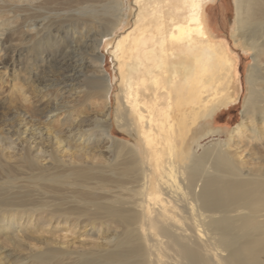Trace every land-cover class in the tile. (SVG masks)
Returning a JSON list of instances; mask_svg holds the SVG:
<instances>
[{
	"label": "bare ground",
	"instance_id": "obj_1",
	"mask_svg": "<svg viewBox=\"0 0 264 264\" xmlns=\"http://www.w3.org/2000/svg\"><path fill=\"white\" fill-rule=\"evenodd\" d=\"M203 2L4 0L37 18L36 28L23 18L24 39L60 22L97 28L95 49H111L120 82L112 124L130 137L109 138L104 114L99 139L110 141L113 153L104 162L76 119L51 136L58 108L43 98L54 93L49 85L33 86L30 73L21 77L18 120L41 112L46 127L41 133L17 125L18 156H5L13 146L0 136V224L5 235L23 233L37 264H264V159L250 165L244 159L242 125L231 131L236 145L232 136L207 147L198 142L216 112L237 101L228 92L239 86L238 58L226 40L212 41ZM234 6L236 37L244 53L253 52L245 114L251 116L247 134L256 140L264 135V124L260 130L253 124L264 103V0H234ZM77 37L72 43H82L81 32ZM2 56L0 64L7 63ZM99 76L87 97L100 94L110 105L112 82L102 70ZM43 134L59 155L42 153ZM49 227L72 238L33 236V229Z\"/></svg>",
	"mask_w": 264,
	"mask_h": 264
},
{
	"label": "rangeland",
	"instance_id": "obj_2",
	"mask_svg": "<svg viewBox=\"0 0 264 264\" xmlns=\"http://www.w3.org/2000/svg\"><path fill=\"white\" fill-rule=\"evenodd\" d=\"M203 3L212 41L218 42L220 40H226L232 54L238 58L239 86L237 89L235 87L231 88V92H228L230 95H236L237 93V101L234 105L228 106L229 108L225 107L216 112L213 119L209 120L210 123H207L212 124V127L210 128L208 125H204L198 131V142L200 145L207 147L211 143H214V141H223L232 136L235 138L233 144L236 145L238 142L237 138L234 137L236 135H231V131L237 126L242 125V131L240 132L244 138L240 146L246 148L247 153L244 154V159L248 162V165H250L252 162H258L257 160L254 161V158L264 159V135L259 134V139L253 140V134H251L252 136L247 134L249 133L248 125L251 124V116L250 114H245V100L248 94L246 79L248 70L253 65V52L249 50L244 53L243 45L236 37L234 0H204ZM45 10L47 11L43 10V12L46 13V15L52 14V10ZM26 13L21 10H16L14 7L11 8L8 3H4V0H0V34H3V36L0 37L1 39L3 38V44L0 45V58L2 59V53H4V60L7 62L5 64H0V89L4 91L2 94L3 97L0 96V136L9 138L13 146L12 152H5L4 150L5 156H12L14 154L18 156L22 153V143L21 140H18L19 136L15 132L17 131V125L20 124L21 127L24 125L21 131L24 128L29 130L37 128L41 130V133H44V128L46 127L44 119L38 115L40 114L42 116L41 112L31 114L29 118H26V120L22 122L18 120L19 108H22L20 107L22 105L18 107L22 102H19V99L17 100V98H22L21 94H17L19 93V85L22 83L21 77L30 73L34 81L33 86L42 88L44 85H49L48 94L50 92V94H55H52V97L43 98L46 101L50 100L52 102V105L49 106L50 108H58L55 114L57 120L53 125H50L51 128L49 127L50 131L53 132L49 134L52 136L59 131L67 129V127L72 124V119H76V121H78L77 126L82 130V133L86 130V134H84L90 141L89 148L92 150V154L101 157L104 162L111 160L113 157V153L110 152L109 148L111 142L107 139L102 142V139H99L104 136L102 135L104 131L100 126V121L104 114H108L105 125L111 127L108 137L121 142L130 140V137H128L125 132L121 129H117L115 125L112 124L114 115L116 114L114 112L116 104L115 97L119 91L120 82L118 83L119 77L111 55V49H109L106 44H99L98 49H95L93 40L95 39L97 28L86 26L84 30L81 31L79 28L74 29L71 23L68 24L67 22L53 24L54 26H52L48 34H42L37 38L27 37L24 39L22 34L18 32L22 30L23 18L28 17L27 22L33 24L35 28L37 26V18H31V15H28V12ZM80 32L82 43H79L77 39L72 43L73 38L71 37H77ZM55 36L58 37L56 40H54ZM40 37H42V39ZM99 57H104V61H100ZM260 60L264 62L262 56ZM100 70H102L112 82L113 89L110 95V105L106 103L100 94L91 93L88 97L86 94L88 91H92L91 81L94 83V81L100 77ZM66 76H68L66 83L56 86V84H59L60 80ZM58 88L61 89V91H59ZM28 91L30 92V90ZM17 95L20 97H17ZM262 95L264 96V93ZM2 98L6 100L3 101ZM261 104L263 106L258 105V111H256L253 120L256 130H260L261 124H264V103ZM260 117H263L262 121L260 120L261 123L258 120L261 119ZM208 131H214L217 133V136H206ZM246 134L249 136H246ZM20 138L21 137H19V139ZM42 139L43 140L39 142L38 146L45 156L51 155L52 153L59 155V151L55 145L52 144L50 140H44V134L42 135ZM4 141L5 139L2 143H5ZM197 152L200 153L201 149H197ZM87 162H89L88 159ZM47 232L49 234H47ZM15 233L18 234L17 237ZM33 233V236L46 238H61L66 235L60 231V229L53 231L50 227L44 230L33 229ZM66 237L72 238L70 234H68V236L66 235ZM25 239L26 237L22 232L17 233L13 231V229H9L5 235L4 228L0 224V264H35L36 262L32 259L33 252L27 249V241Z\"/></svg>",
	"mask_w": 264,
	"mask_h": 264
}]
</instances>
